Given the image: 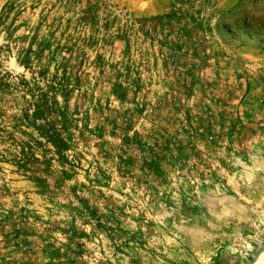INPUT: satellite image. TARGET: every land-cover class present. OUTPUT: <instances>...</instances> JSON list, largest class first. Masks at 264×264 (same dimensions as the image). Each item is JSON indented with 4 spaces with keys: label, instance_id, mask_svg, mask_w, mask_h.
<instances>
[{
    "label": "rangeland",
    "instance_id": "obj_1",
    "mask_svg": "<svg viewBox=\"0 0 264 264\" xmlns=\"http://www.w3.org/2000/svg\"><path fill=\"white\" fill-rule=\"evenodd\" d=\"M262 245L264 0H0V264Z\"/></svg>",
    "mask_w": 264,
    "mask_h": 264
},
{
    "label": "water",
    "instance_id": "obj_2",
    "mask_svg": "<svg viewBox=\"0 0 264 264\" xmlns=\"http://www.w3.org/2000/svg\"><path fill=\"white\" fill-rule=\"evenodd\" d=\"M252 264H264V246H262V250L258 253Z\"/></svg>",
    "mask_w": 264,
    "mask_h": 264
},
{
    "label": "flooded vegetation",
    "instance_id": "obj_3",
    "mask_svg": "<svg viewBox=\"0 0 264 264\" xmlns=\"http://www.w3.org/2000/svg\"><path fill=\"white\" fill-rule=\"evenodd\" d=\"M262 246H264V245H262ZM261 250H262V248H261ZM261 250H260V251H261ZM257 255H258V254H257Z\"/></svg>",
    "mask_w": 264,
    "mask_h": 264
}]
</instances>
